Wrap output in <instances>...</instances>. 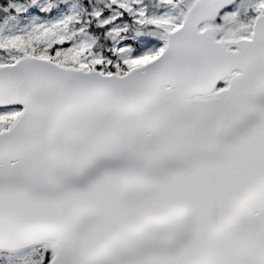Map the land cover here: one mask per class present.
Listing matches in <instances>:
<instances>
[{"label": "snow or ice", "instance_id": "obj_1", "mask_svg": "<svg viewBox=\"0 0 264 264\" xmlns=\"http://www.w3.org/2000/svg\"><path fill=\"white\" fill-rule=\"evenodd\" d=\"M0 264H264V0H0Z\"/></svg>", "mask_w": 264, "mask_h": 264}]
</instances>
